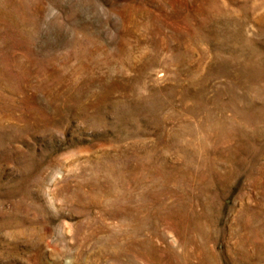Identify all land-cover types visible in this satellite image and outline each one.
<instances>
[{
    "label": "rangeland",
    "instance_id": "374dc122",
    "mask_svg": "<svg viewBox=\"0 0 264 264\" xmlns=\"http://www.w3.org/2000/svg\"><path fill=\"white\" fill-rule=\"evenodd\" d=\"M0 264H264V0H0Z\"/></svg>",
    "mask_w": 264,
    "mask_h": 264
},
{
    "label": "bare ground",
    "instance_id": "6f19581e",
    "mask_svg": "<svg viewBox=\"0 0 264 264\" xmlns=\"http://www.w3.org/2000/svg\"><path fill=\"white\" fill-rule=\"evenodd\" d=\"M244 64H245V69H248V65H249V64H251V61H248V62H247V61H245V63H244Z\"/></svg>",
    "mask_w": 264,
    "mask_h": 264
}]
</instances>
